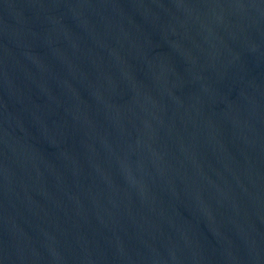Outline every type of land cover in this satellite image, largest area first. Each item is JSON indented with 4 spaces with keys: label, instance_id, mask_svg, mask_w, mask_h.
<instances>
[{
    "label": "water",
    "instance_id": "obj_1",
    "mask_svg": "<svg viewBox=\"0 0 264 264\" xmlns=\"http://www.w3.org/2000/svg\"><path fill=\"white\" fill-rule=\"evenodd\" d=\"M0 264H264V0H0Z\"/></svg>",
    "mask_w": 264,
    "mask_h": 264
}]
</instances>
